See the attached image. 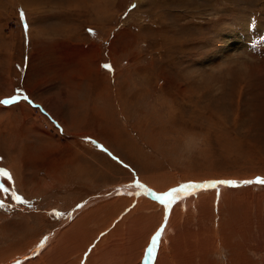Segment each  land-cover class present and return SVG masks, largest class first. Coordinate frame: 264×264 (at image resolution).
I'll return each instance as SVG.
<instances>
[{"label": "rangeland", "instance_id": "1", "mask_svg": "<svg viewBox=\"0 0 264 264\" xmlns=\"http://www.w3.org/2000/svg\"><path fill=\"white\" fill-rule=\"evenodd\" d=\"M0 158V264H264V0H0Z\"/></svg>", "mask_w": 264, "mask_h": 264}, {"label": "crops", "instance_id": "2", "mask_svg": "<svg viewBox=\"0 0 264 264\" xmlns=\"http://www.w3.org/2000/svg\"><path fill=\"white\" fill-rule=\"evenodd\" d=\"M27 27H28V32H29V35H30V37H33L34 36V34L32 33V29H31V25H27ZM34 43H35V40L33 41V43H31V45H30V51H29V53H28V56H27V60H26V67H25V70L27 69V62H28V65H29V63H30V60H31V50H32V46H34ZM108 44L111 46V41H108ZM60 61H62L63 60V56H61L60 55ZM103 62H101V64H102ZM106 63H109V62H106ZM98 65H100L99 63H98ZM103 66H104V63H103ZM106 69H107V67H106ZM105 69V70H106ZM93 71H94V73H95V75L96 74H98L99 73V71H98V68L97 69H95L94 67H93ZM99 74H101V73H99ZM55 76V75H54ZM81 79V84H80V82H78V84H79V88L81 89V92L80 93H78V91L77 92H75L74 93V91L73 90H71V94L69 93L68 94V96L66 95V98H61V96H60V93H58L59 91L57 90H55L57 87H58V81H57V79H55V78H52V76L51 75H46V73H38V75H35L34 76V78H33V80H32V82H34L36 85H38V88L39 89H42V90H44L45 88H46V90L45 91H43V94H45V95H47V97L48 96H53L54 98H53V101H54V103L56 104V105H58L59 104V106L60 107H62L61 109H63L64 108V110H66L67 108H68V112H69V114L68 115H70V116H72L70 119L72 120L71 121V123L69 124V125H65L66 127H68V126H70V125H72V126H75L76 128H83L84 126H83V124L82 123H80L81 121H84V119L86 118L87 119V112H90V111H93V112H96V111H100L101 110V108H96L95 107V101H96V97L98 96V95H100V94H98L97 92H92L91 93V95H90V98H89V94L84 90V88H86V86H88L89 85V83H88V85H82V81H84L85 79L84 78H79V80ZM84 79V80H83ZM63 84H64V89L66 90H68L69 92H70V83H69V80H67L66 81V84H65V80L63 79ZM94 85L92 84V85H89V87H88V89H94ZM23 88V87H22ZM29 89H30V91L28 90V89H26V90H28V92L26 91V90H24V91H26L27 92V94L29 95V97H30V100L33 102V103H36V102H38V104L39 105H41L43 108H44V110L45 111H47L48 112V114L49 115H51V116H53L54 115V113H53V111L48 107V105L46 104V103H44L43 101H41V100H38V99H36L35 97H34V94H33V90H32V88H30V87H28ZM79 89V90H80ZM78 93V94H77ZM26 94V95H27ZM28 95H27V97H28ZM91 101V102H90ZM27 102V101H26ZM25 102V100L23 101V100H19V101H17L16 103H21V104H24V105H28V106H30L28 103H26ZM16 103H14V104H16ZM31 108H34L33 106H30ZM25 109H27V108H25ZM31 109H29V111H30ZM73 112H77V117L75 116V115H72L71 113H73ZM73 118V119H72ZM100 118L102 119L103 117L102 116H100ZM53 119V118H52ZM76 121V123H74ZM36 123V122H35ZM35 123H31V124H33V125H31L30 123H29V127H35V128H38V132H37V134L36 135H31V134H28V135H26V139L27 140H29V141H34L35 139H37L38 141H41V140H45L46 138L45 137H47V134L45 133V131H43L41 128V126L40 125H37V124H35ZM103 124V123H102ZM101 124V125H102ZM62 126V128H64V125L63 124H61ZM85 139H89V140H91V141H93V142H99L98 140H96L95 138H92V137H90V136H85L84 137ZM34 139V140H33ZM32 143V142H31ZM44 165V164H43ZM129 186L131 187V189H129V188H127V186H126V184H122V185H120V188H118L117 189V191H119V192H127V193H133V194H135V192L136 191H139V190H142L144 193H148V192H150V190L146 187V186H141L140 184H131V182L129 183ZM138 194H140V193H138ZM160 195V194H159ZM172 197V198H171ZM174 200V195H169V199L167 200L168 202H171V201H173ZM173 203V202H172ZM167 204L168 203H164L163 205L165 206H167ZM168 208H166V210H167Z\"/></svg>", "mask_w": 264, "mask_h": 264}, {"label": "bare ground", "instance_id": "3", "mask_svg": "<svg viewBox=\"0 0 264 264\" xmlns=\"http://www.w3.org/2000/svg\"><path fill=\"white\" fill-rule=\"evenodd\" d=\"M232 182H233V181H232ZM224 183H225V182H224ZM228 184L235 185L234 182H233V183H228ZM203 185L205 186V185H207V183H204ZM192 189H194V188H191L190 190H192ZM186 191H188V190H185L184 192H186ZM111 192H113V191H111ZM184 192L182 191V193H184ZM166 197H167V199H166L165 202L162 201L163 203H169V202L167 201V200L169 199V195L166 196ZM171 198H172V197H171ZM122 199H123V198H122ZM125 199H126V198H125ZM144 199H145V198H144ZM145 201L147 202L148 200H145ZM148 202H149V201H148ZM93 209H94V208H93ZM93 209H91V212L93 211ZM91 212H90V213H91ZM90 213H89V214H90ZM139 215L141 216V214H138V216H139ZM136 216H137V215H136ZM141 217H142V216H141ZM141 217H140V218H141ZM133 218H134V217H133ZM131 224H132V223H131ZM135 226H136V225H135ZM76 227H79V226L76 225V226H75V229H76ZM130 227H131V226H130ZM130 227H129V228H130ZM70 228L72 229V227H70ZM75 229H74V226H73V230H74V231H75ZM78 229H80V228H78ZM134 229H135V228H134ZM136 229L138 230V228H136ZM133 232H134V231H133ZM146 232H147V231H146ZM135 233H136V232H135ZM66 234H67V235H65V236L67 237L66 240H68V238H69L70 236H71V240H75V239L72 237L73 232L71 233L72 235H68V234H70V233H68V232H67ZM76 234H77V233H76ZM138 234H140L139 231H138ZM134 235H137V234H133V235H131V236H134ZM76 236H77V235H76ZM141 236H142V235H141ZM146 236H148V235L146 234ZM134 237H135V236H134ZM142 237H144V236H142ZM144 239H146V238H144ZM71 240H70V241H71ZM140 240H141V238H140ZM140 240H139V241H140ZM141 241H142V240H141ZM66 242H67V241H66ZM139 243L141 244V242H138V244H139ZM143 244H144V243H142V246H143ZM142 246H141V247H142ZM61 247H62L61 249L64 250V249L66 248V245L64 244V245L61 246ZM134 247H135V246H134ZM35 249H36V248H35ZM37 249H38V248H37ZM94 258H95V257H94ZM94 258L92 257L91 260H89L90 263H93V261H94V262H96L95 264H104V263H99V261H100L99 258H98V259L95 258V260H94ZM90 263H89V264H90Z\"/></svg>", "mask_w": 264, "mask_h": 264}, {"label": "water", "instance_id": "4", "mask_svg": "<svg viewBox=\"0 0 264 264\" xmlns=\"http://www.w3.org/2000/svg\"><path fill=\"white\" fill-rule=\"evenodd\" d=\"M259 181V180H258ZM249 183L250 182H255V180H249L248 181ZM256 183H257V180H256ZM137 184H139V183H137ZM196 184V183H195ZM195 184H191L192 186L191 187H193V186H195ZM202 183H200V184H197V185H201ZM235 184V183H234ZM189 189H191V188H189ZM141 192H142V190H141ZM136 193H140V190L139 191H136ZM161 196H163L165 199H164V202L166 201V199H167V197L166 196H168L167 194L166 195H161ZM156 197H159V195L158 196H156ZM161 201H163V200H161ZM158 236H156L153 240H152V242H151V244H150V246H149V252L148 253H146V262H145V264H151L152 263V258H153V256H154V254H155V249H156V246H157V240H158ZM150 260V261H149Z\"/></svg>", "mask_w": 264, "mask_h": 264}]
</instances>
